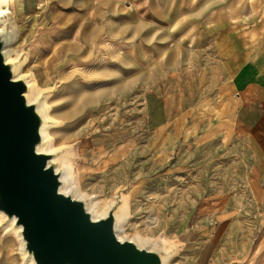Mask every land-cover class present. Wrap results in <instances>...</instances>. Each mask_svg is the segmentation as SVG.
I'll use <instances>...</instances> for the list:
<instances>
[{
	"label": "crops",
	"instance_id": "crops-1",
	"mask_svg": "<svg viewBox=\"0 0 264 264\" xmlns=\"http://www.w3.org/2000/svg\"><path fill=\"white\" fill-rule=\"evenodd\" d=\"M89 3L97 12L94 27L121 44V59L142 86L140 136L148 143L139 146L138 173L170 167L174 175L179 164L172 160L181 156L180 144L192 149L200 133H218L223 124L236 145L232 159L213 161L231 166L233 179L228 171L213 177V162L200 172L187 168L185 194L195 200L179 236L182 249L196 264H212L220 251L221 264L235 256V264H264V0ZM209 110L217 120L208 121L204 132L200 123ZM251 222L256 229L245 251L238 254L231 240L223 247L230 232L240 238ZM16 241L0 230V264H25Z\"/></svg>",
	"mask_w": 264,
	"mask_h": 264
},
{
	"label": "rangeland",
	"instance_id": "rangeland-1",
	"mask_svg": "<svg viewBox=\"0 0 264 264\" xmlns=\"http://www.w3.org/2000/svg\"><path fill=\"white\" fill-rule=\"evenodd\" d=\"M89 2L90 0H15L11 7L12 14L7 16L10 28L6 31L15 39L11 47L20 54L21 62L24 63V76L38 85L41 95L45 96L49 93L48 90L54 91L50 105L58 125L52 132L53 142L55 150L66 157L67 163H71L74 183L83 193L95 197L105 206H109L117 196L120 197L119 202H127L129 215L125 224L126 234L153 241L166 237L173 244L172 250L175 253L170 264H196V258L184 251L179 243L180 233L186 227V218L195 200L194 196L187 198L185 194L186 170L188 168L189 172H200L202 167H207L214 160L223 162L232 159L229 153L236 145L230 141L223 124L218 133H200L199 141L192 149H186L184 142L180 144L181 156L179 154L178 160H172L173 166L179 164L174 175L171 176L170 167L145 175L143 172L138 173L139 146L148 143L144 136H140L145 117L142 86L131 76L129 63L121 59V44L114 43L105 31H98L94 27L97 12L90 10ZM22 3L25 6L23 4L22 7ZM46 42L49 44L47 47ZM69 43H77L80 53L74 58V66L68 64L61 68V60L56 56L57 47L65 49ZM103 58L108 60L107 68L112 76L104 84L95 81L90 88L83 89L82 86L78 92H86L87 97L94 96L96 102L91 108H82L77 114H73L78 102L74 95L77 90L73 86L64 88V84L68 82L67 76L79 65V73L73 81L84 83L91 72L95 73L93 78L96 80L106 65ZM121 87L124 88L123 99L118 95ZM103 94L109 95L108 98L112 97L110 103L104 101ZM106 104H110V107L107 108ZM122 104L124 108L119 111V105ZM211 115L209 110L208 116L200 123L204 132L210 124L208 121L217 120L216 116ZM118 116L120 119L116 120ZM188 121L191 122V117ZM211 126L214 124L211 123ZM203 135L206 136L202 137ZM139 136L142 139L138 140ZM204 149H207L209 156L204 155ZM130 155L135 156V164L131 167ZM226 171L233 179V168L220 161L213 162L209 172L213 177L222 178ZM194 177L199 178V173H194ZM255 229L251 222L249 229L240 238H235L234 232H230L223 247L230 240L237 242V246H234L240 254L251 243ZM9 230L2 231L10 234ZM10 235L16 238L20 254V238L14 232ZM222 253L220 251L215 256L212 264H221ZM237 257L225 264L237 263Z\"/></svg>",
	"mask_w": 264,
	"mask_h": 264
},
{
	"label": "water",
	"instance_id": "water-1",
	"mask_svg": "<svg viewBox=\"0 0 264 264\" xmlns=\"http://www.w3.org/2000/svg\"><path fill=\"white\" fill-rule=\"evenodd\" d=\"M0 35V230H19L25 264H165L166 253L117 237L120 197L106 217L95 219L87 202L62 192L66 160L43 152V96L31 101L27 79L16 78ZM7 232V233H8Z\"/></svg>",
	"mask_w": 264,
	"mask_h": 264
},
{
	"label": "bare ground",
	"instance_id": "bare-ground-1",
	"mask_svg": "<svg viewBox=\"0 0 264 264\" xmlns=\"http://www.w3.org/2000/svg\"><path fill=\"white\" fill-rule=\"evenodd\" d=\"M14 3H15V0H0V35H3L4 37L7 38L8 45H7V48L5 50V53H6L7 59L9 61H12V62H16L17 59L21 60L20 54L18 52L14 51L13 47H11L12 44L15 43V39H13L10 32L6 31L10 28L9 27L10 22L8 21L7 16L10 13L12 14L11 7ZM10 21H12V20H10ZM88 26H90V24ZM48 45H49L48 42H46L45 46L47 47ZM66 46H68V47L65 49H64V47H59V46L57 47L58 50L56 49L57 50L56 56L61 60V68H64L65 65H68V64L71 67L74 66V63L76 62V60L74 58L77 56L78 53H80V47L77 46V43L76 44L75 43L74 44L69 43ZM86 50H87V48H85L84 51H86ZM14 56H16V58H14ZM55 58L56 57H54V59ZM104 60H105L106 65L103 67L104 70L101 72V75L96 80H95V78H93L95 73H92L90 71L91 72L89 74L90 76L88 77L86 82L81 83V81H79V80H77L78 82L75 80L73 81L74 77H76L77 74L79 73V70H78L79 65H76L77 67L75 69H73L69 73V75L67 76L68 82L64 84V88H70L73 86V89L75 88V90H77L76 94H74V95H75V100L78 102H76V104H75L76 105V110H75L76 112L74 111L73 114L74 113L77 114V112L80 111L82 108L83 109L87 108V107L91 108V106H93L96 102V98L94 96L87 97V96H85L86 92H81V91L78 92V90H80L82 88V86H83V89L84 88H90L94 85L92 83H95V81H98L99 84H104L107 80H109V77L112 76L111 71L107 68L108 60L106 58L105 59L103 58V61ZM23 67H24V63H20V65L17 66V68H16V78L17 79H27L24 76ZM27 82H28V85L30 87L28 97L31 101H34L39 96H41L42 91L39 89L38 85L35 84V82L29 81V80ZM123 91H124V88L121 87L119 90V93H118L119 98H121V99H123V97H122ZM48 92L49 93H46L45 96H43L44 98H43L41 105H40V112L42 113L44 119L49 121V123H50L49 126H45L42 130L43 146L41 148V151L50 153V152H54L57 150V149L55 150V144L53 142L52 132L57 128L58 122L54 119V117L52 115L53 111H52V107L50 105V101H51V99H53L54 91L48 90ZM81 95H82V97H80ZM77 96H79L80 98ZM108 96L109 95L103 94V97H102L103 99H105L104 101H106V103L107 102L110 103L109 101L112 98V97L108 98ZM101 101H103V100H101ZM123 106H124L123 104L119 105V111L120 110L122 111V109L124 108ZM108 107H110V104L107 105V108ZM120 113H122V112H120ZM118 114H119V112H118ZM121 118H123V115ZM118 119H120L119 116L116 120H118ZM99 120H100V118H99ZM100 122H101V120H100ZM104 122H106V121H103V123ZM122 122H124V119L122 120ZM70 164L67 163L66 160H62V166L64 167V175H63L64 186L62 188V192L67 194V195H71L76 199L85 200L87 202L88 211L93 214V217L96 220L106 217L110 208L115 204V200L112 201L109 206H105L100 201H98L95 197H91V196H88L85 193H83L81 191V189L73 181V178H72V176H73L72 170L73 169L71 168ZM128 215L129 214H128L127 202H120V206L118 205L117 226H116V233H117V237L119 238V240L120 241H126V240L133 241V242L138 243L141 247H146L149 250H156V249L162 250L167 255L165 264H170V261L175 254L172 250L174 248L173 244L166 237L163 239H160V240H156V241L146 239V238H143V237L137 236V235L134 237H130L125 232V224L127 222ZM1 219L2 218L0 217V221H1ZM12 227H13V223L6 226L4 228V230H9L10 228L12 229ZM13 232H14V235L17 236V238H20L21 248H23V241L21 239V236L19 235V230H14ZM27 263L28 264H34L31 258L28 259Z\"/></svg>",
	"mask_w": 264,
	"mask_h": 264
}]
</instances>
